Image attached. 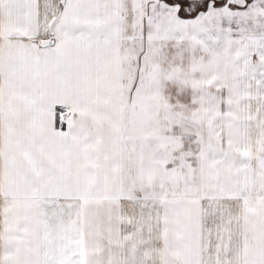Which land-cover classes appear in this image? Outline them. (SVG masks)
Segmentation results:
<instances>
[{
  "label": "snow or ice",
  "instance_id": "1",
  "mask_svg": "<svg viewBox=\"0 0 264 264\" xmlns=\"http://www.w3.org/2000/svg\"><path fill=\"white\" fill-rule=\"evenodd\" d=\"M0 264H264V0H0Z\"/></svg>",
  "mask_w": 264,
  "mask_h": 264
}]
</instances>
